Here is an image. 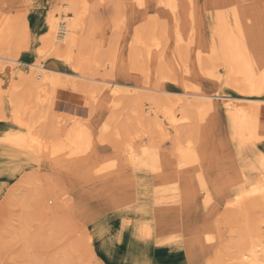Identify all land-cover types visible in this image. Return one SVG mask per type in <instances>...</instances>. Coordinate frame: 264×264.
<instances>
[{
	"label": "bare ground",
	"instance_id": "1",
	"mask_svg": "<svg viewBox=\"0 0 264 264\" xmlns=\"http://www.w3.org/2000/svg\"><path fill=\"white\" fill-rule=\"evenodd\" d=\"M153 1L164 10L169 23L154 13L149 23L134 30L127 57L119 60V70L143 73L147 65L151 68L143 80L131 83L108 72L97 75L98 71L86 70L91 65L111 69L115 62L102 54L99 45L87 44L88 35L86 39L80 33L85 27L87 0H62L51 10L39 36L41 56L32 61L19 56L26 34L17 32L18 20L0 12L4 13L0 14V109L7 78L11 112L20 128L19 133L0 136V151L24 157L6 160L3 167L12 166L9 174L20 176L24 184L37 186L46 174L52 176L65 200L71 193L78 195L81 203L75 204L79 211L92 203L112 209L120 226L108 227L94 242L134 264L145 263L147 242L166 212L173 210L177 217L188 220L192 206L202 209L200 219L188 221L180 235L179 243L188 253L192 248L215 245L218 235L212 217L221 205L240 215L249 203H255L252 198L256 193L264 198V9L258 8V0H204L202 6L200 0ZM123 2L143 11L148 7V0ZM210 4H216L217 11L202 36L201 8ZM169 38L174 43L170 57ZM47 55L59 59L63 67L46 63ZM168 57L182 69V79ZM193 74L201 80L198 84L186 78ZM165 81L180 83L181 88H169ZM203 81L225 84L236 93L208 92ZM68 86L85 94L93 108L109 112L97 132L98 143H111L106 136L118 141L122 160L130 165L133 176L139 177L125 185L129 190L97 189L89 184L91 174L108 171L122 161L96 149L92 124L77 125L66 138L57 135L63 120L52 117V100L58 88ZM146 99L152 105L151 118L143 121L141 105ZM220 109L225 111L229 127L226 137L217 141L214 130ZM122 113L125 120L120 118ZM131 118L136 121L134 129L126 122ZM155 132L171 138L170 151L161 148ZM84 155L92 162L91 170L78 173L68 168ZM4 173L0 169V176ZM5 182L0 180V196ZM10 196L15 197L13 192ZM84 198L92 203L85 205ZM35 200L41 212L48 214L44 194L37 193ZM167 202L172 206L161 208ZM242 230L244 235L239 238L245 242L236 244V264H264V232L252 231L249 225ZM28 233L22 224L21 238L25 240Z\"/></svg>",
	"mask_w": 264,
	"mask_h": 264
},
{
	"label": "rangeland",
	"instance_id": "2",
	"mask_svg": "<svg viewBox=\"0 0 264 264\" xmlns=\"http://www.w3.org/2000/svg\"><path fill=\"white\" fill-rule=\"evenodd\" d=\"M61 1L0 0V12L8 11L5 14L14 16L18 20L17 32L20 31L26 34L19 54L22 59L32 61L41 53V43L39 41V36L42 34L41 28L49 18L51 10L57 7ZM258 1V8L263 10L264 0ZM203 2L204 0H200L201 6ZM86 3L88 11L84 16L85 27L83 28L86 31L84 30V33L82 29L80 33L84 34L86 39L88 35L87 44L90 46L99 45L100 51L105 54L104 56L115 60L111 69L108 67L103 68V66L95 69V66L91 65L86 68L87 71L90 68L88 73H96L98 71V74H96L99 75L108 72L115 79L125 80L127 83H131L135 79L143 80L145 73L151 68L150 65H147L146 71L143 73L126 71L123 74L119 70V60L127 57L134 30L149 23L151 15L154 13L158 14L159 18L168 25L169 17L164 10L153 0H148V7L145 11L130 5L125 6L123 0H87ZM205 7L201 8L203 19L202 36H206L207 26L211 23L217 11L216 4H210L209 7ZM166 47L167 55L171 56L174 43L170 38L166 41ZM190 55L191 63H189L192 65L193 53L191 50ZM169 57L168 59L172 62L173 59ZM43 60L54 67H63V63L51 55L44 56ZM172 63L177 67V70L179 69L178 73H180V79H182L184 76L182 69L176 65L177 62ZM219 70L224 72L220 66ZM186 78L197 84L201 81L194 74L188 75ZM149 81L152 83L154 80L151 78ZM164 84L174 90L181 88L180 83L176 84L172 81H165ZM8 85L9 80L4 78L3 87L5 90L1 96L2 107L0 109V136L7 135V137L10 136L12 131L20 132V128H18L11 112L12 106L9 101ZM201 85L208 92L236 93L233 88L225 84H212L203 81ZM60 88L57 89V94L55 93V97L52 100L53 108L51 110L52 117L55 116L56 118L59 116L64 121L57 128V135L66 138L69 137L77 125L83 127L91 126L92 124L94 126L92 139L96 143V149L101 153H107L111 158L119 157L121 161L123 153L118 147V141L106 136L109 141H112L111 143H98L97 132L101 124L103 125L107 120L106 117L109 112L93 108L91 104L89 105V100L86 99L85 94L73 90L70 86ZM151 106L149 100H143L141 105L143 121H146V119L150 120ZM125 116L122 113L120 118L125 120ZM126 122L130 129L135 128V119L131 118L126 120ZM262 122H264V117ZM228 127L229 123L226 113L223 109H220L217 126L214 130L217 141L226 137ZM155 133L157 134L153 135L156 140H159L160 145L163 146L161 148L170 151L171 138L165 139L158 132ZM23 158V156L18 154L9 155L0 151V169L6 172L0 176L1 181H6V189L0 196V264H134L132 261L119 258L114 251L98 248L94 242L97 237L103 235V232L108 227L120 226V218L113 214L112 209L94 207L95 204L89 198H84L85 205L88 203L92 204H88L82 210L83 213L87 210L86 213H81L82 211H79L78 207H76V204L79 205L81 203L78 201V195L71 193L67 195L68 200H65L58 181L47 174L43 182L37 186L22 183L19 181L20 176L11 177L9 172L12 166L4 168V162L6 160H13L14 162ZM92 167V162L85 155L81 158H75L73 162L68 164L69 169L76 170L78 173H84V170H91ZM120 176L123 178L120 179ZM136 178L139 180V177L133 176L130 165L122 160L119 166L109 167L108 171L99 170L91 174L89 184L97 189L108 186L113 190L126 188L125 190L127 191L130 188L125 187V185L133 182ZM11 192L14 193L15 197L12 198L10 196ZM37 193L44 194V199L46 200L44 204L46 202L47 206L50 207L48 214L41 212L40 206L35 200ZM55 196H58L59 200L55 201ZM253 199H256L255 203H249L240 215L234 208L227 210L221 205L220 209L212 217L216 221L215 225L218 235L215 245L213 247L192 248L188 253L184 252L183 246L179 243L180 235L188 221L200 219L202 209L192 206L187 214L188 220L184 219V217H177L173 210L166 212L158 220L156 232L151 235L150 241L147 242L146 246L149 248L146 252L144 264H236L238 262L236 261V244L240 241H242L241 244L245 242L244 239H240L244 235L243 227L249 225L252 231H257L261 235L264 232V198L258 197L256 193ZM145 200L147 199L145 198ZM169 206H172V204L167 202L163 203L161 208ZM147 217V220L150 221V215ZM245 218L246 222H244ZM22 224L28 227L29 230V235H27L25 240L19 234V227Z\"/></svg>",
	"mask_w": 264,
	"mask_h": 264
}]
</instances>
